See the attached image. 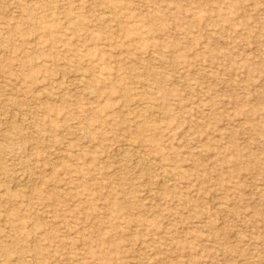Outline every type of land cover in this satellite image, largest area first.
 I'll list each match as a JSON object with an SVG mask.
<instances>
[{
    "label": "rangeland",
    "instance_id": "374dc122",
    "mask_svg": "<svg viewBox=\"0 0 264 264\" xmlns=\"http://www.w3.org/2000/svg\"><path fill=\"white\" fill-rule=\"evenodd\" d=\"M0 264H264V0H0Z\"/></svg>",
    "mask_w": 264,
    "mask_h": 264
}]
</instances>
